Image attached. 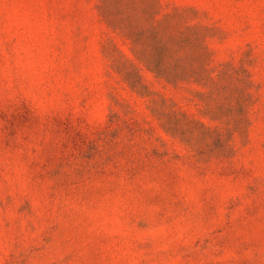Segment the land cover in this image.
I'll return each instance as SVG.
<instances>
[{
  "label": "rangeland",
  "instance_id": "374dc122",
  "mask_svg": "<svg viewBox=\"0 0 264 264\" xmlns=\"http://www.w3.org/2000/svg\"><path fill=\"white\" fill-rule=\"evenodd\" d=\"M0 264H264V0H0Z\"/></svg>",
  "mask_w": 264,
  "mask_h": 264
}]
</instances>
